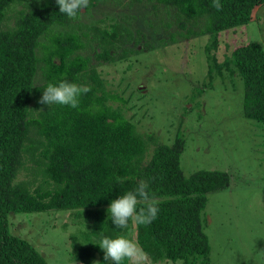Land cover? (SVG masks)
Segmentation results:
<instances>
[{
  "label": "trees",
  "instance_id": "obj_1",
  "mask_svg": "<svg viewBox=\"0 0 264 264\" xmlns=\"http://www.w3.org/2000/svg\"><path fill=\"white\" fill-rule=\"evenodd\" d=\"M101 1L89 0L87 11ZM157 2L176 9L181 38L210 35L211 44L205 46L208 75L213 78L216 70L224 80L238 74L245 85L244 115L264 124V46L258 41L238 44L222 63L210 54L222 33L253 20L264 0H220L221 11L212 6L213 0ZM73 20L60 12L56 0H0V264H50L30 241L11 230L16 213L41 212L84 217L80 223L87 229L70 237L73 255L83 264H93L97 255V264H109L99 242L127 237L131 223L116 227L108 209L140 181L148 184L150 198L159 207L150 224L135 223L142 252L154 263L210 264L203 211L210 192L229 187L230 174L203 169L186 176L181 164L185 137L177 134L166 144L155 133L141 132L125 112L135 91L125 98L126 90L110 89L101 68L142 51L125 46L127 42L144 41L151 50L179 42L178 36L156 44L122 19L89 30L80 24L77 29ZM90 38L98 43L94 55L82 51ZM133 51L137 53L130 56ZM63 81L90 88L79 97L78 108L38 102L44 88ZM26 160L35 165L41 184L34 185L37 177L18 179ZM146 205L141 200L137 208Z\"/></svg>",
  "mask_w": 264,
  "mask_h": 264
},
{
  "label": "rangeland",
  "instance_id": "obj_2",
  "mask_svg": "<svg viewBox=\"0 0 264 264\" xmlns=\"http://www.w3.org/2000/svg\"><path fill=\"white\" fill-rule=\"evenodd\" d=\"M175 11L157 0H103L89 11L84 9L77 14L73 23L77 29L80 24L89 30L93 25L109 26L114 19H122L156 44L163 39L170 42L169 36L176 33L179 42L151 50L143 45L144 41L139 45H134L135 40L127 42L125 46L142 51H133L130 56L137 54L130 59L102 65L107 86L118 92L126 90L125 98L135 91L125 112L128 117L133 116L141 132L155 133L166 144L173 143L177 134L185 137L181 164L186 176L203 169L230 174L229 187L210 192L203 211L211 243L210 264H264V124L244 115L245 85L238 74L224 80L216 70L213 78L208 75L205 46L211 44L210 35L181 38ZM200 25L196 24L194 29L199 30ZM87 40L88 46L82 51L94 55L98 43ZM248 41L264 46V5L250 22L224 31L218 47H211L210 54L222 63L236 45ZM42 51L39 50L40 55ZM34 172L35 165L26 160L18 179L37 177L34 185H39L41 175ZM73 214L16 213L10 214L9 219L14 216L12 232L30 241L50 264H83L72 253L70 237L87 229V224L80 223L85 221L84 217ZM87 223H92V219ZM130 223L127 237L136 243V224ZM143 254L145 264H182L154 263ZM97 261L98 255L93 264Z\"/></svg>",
  "mask_w": 264,
  "mask_h": 264
},
{
  "label": "clouds",
  "instance_id": "obj_3",
  "mask_svg": "<svg viewBox=\"0 0 264 264\" xmlns=\"http://www.w3.org/2000/svg\"><path fill=\"white\" fill-rule=\"evenodd\" d=\"M56 2L60 12L73 19L76 18L78 12L87 9L89 5V0H56ZM212 6L217 11L222 10L220 0H213ZM89 91L88 86L66 81L49 84L44 88L43 95L38 102L42 105H67L78 108L79 97ZM148 187L146 182L140 181L134 190L127 191L111 202L108 212L116 227L126 228L130 221L147 225L157 218L159 207L151 200ZM141 200L147 202V205L138 209L137 205ZM99 246L104 250V260L111 261L112 264H124L125 261L129 264H145L146 258L142 250L134 240L126 236L105 237L99 242Z\"/></svg>",
  "mask_w": 264,
  "mask_h": 264
},
{
  "label": "water",
  "instance_id": "obj_4",
  "mask_svg": "<svg viewBox=\"0 0 264 264\" xmlns=\"http://www.w3.org/2000/svg\"><path fill=\"white\" fill-rule=\"evenodd\" d=\"M82 11H84V9Z\"/></svg>",
  "mask_w": 264,
  "mask_h": 264
}]
</instances>
